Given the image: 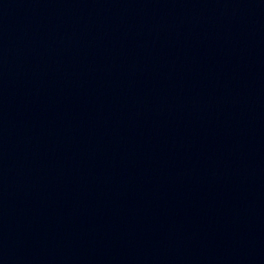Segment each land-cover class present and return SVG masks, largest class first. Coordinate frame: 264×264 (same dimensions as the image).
Returning a JSON list of instances; mask_svg holds the SVG:
<instances>
[{
    "label": "water",
    "instance_id": "1",
    "mask_svg": "<svg viewBox=\"0 0 264 264\" xmlns=\"http://www.w3.org/2000/svg\"><path fill=\"white\" fill-rule=\"evenodd\" d=\"M0 264H264V0H0Z\"/></svg>",
    "mask_w": 264,
    "mask_h": 264
}]
</instances>
